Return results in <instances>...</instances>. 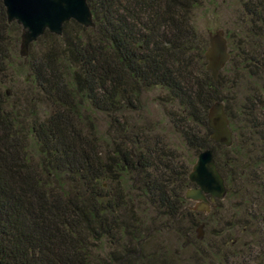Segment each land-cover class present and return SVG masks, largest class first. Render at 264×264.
Listing matches in <instances>:
<instances>
[{
	"label": "trees",
	"instance_id": "trees-1",
	"mask_svg": "<svg viewBox=\"0 0 264 264\" xmlns=\"http://www.w3.org/2000/svg\"><path fill=\"white\" fill-rule=\"evenodd\" d=\"M86 2L94 27L70 21L60 37L45 32L31 44L40 48L22 68L31 88L10 104L1 86L21 27L7 23L0 0V264H162L147 243L167 233L186 238L195 225L184 193L206 150L242 201L240 237L211 245L217 261L231 264L235 253L237 264H262L264 97L253 89L235 114L222 97V71L216 83L205 71L207 41L194 24L201 1ZM258 4L239 50L259 44ZM215 102L225 103L230 148L210 140ZM227 218L239 220L233 209ZM240 238L246 244L237 249Z\"/></svg>",
	"mask_w": 264,
	"mask_h": 264
},
{
	"label": "rangeland",
	"instance_id": "rangeland-1",
	"mask_svg": "<svg viewBox=\"0 0 264 264\" xmlns=\"http://www.w3.org/2000/svg\"><path fill=\"white\" fill-rule=\"evenodd\" d=\"M200 1V6L194 11V24L198 34H201V36L207 41V34L209 32L222 30L225 34V38L227 39L229 50L231 45L235 44L236 37L239 38L240 36H234V34L237 32L236 29L244 22L243 15L245 12H247V10H251L254 4L258 2H261V4H258V10L260 11L259 15L264 24V0ZM18 50L19 46L17 48V58H13L11 60L10 71L8 70L6 78L3 80L4 82L1 86V93L7 92V97L10 98V104L14 102V99L18 96L19 92L24 91L27 88H31V86L25 85V83L29 81L30 76L29 73H26V71L22 69L23 66L26 65V59L19 57ZM39 51L40 48L38 46H34L28 50V54L36 57ZM225 70L227 71V68ZM226 71L222 70L221 72L222 87L220 89V93L227 103L228 100L231 101V103H229V107H231V109L238 107V105H245L248 101L247 95L250 93V91L252 93L253 89L261 87L263 84L257 81L248 82L246 78L239 77L240 75L238 73L229 75ZM222 103L223 105L225 104L224 102ZM254 108L255 107H253V109ZM15 110L19 112L18 107H16ZM234 110L235 109H233V112L235 114ZM149 111L151 112L152 117L155 116V110L153 106H150ZM37 113L41 114L39 108L37 109ZM259 119L264 120V116L261 117L260 115ZM176 141L177 140L171 139V142ZM181 151L185 152L183 149H181ZM189 154L190 153H188V156L190 157ZM223 172L225 174L226 170ZM220 175L222 176L221 173ZM234 186H240L239 195H242L246 190V187H243L241 183L236 182L234 183ZM225 187L227 196L222 202H219L218 205L220 209V211H218V213H220L219 218L222 220L216 221L217 214L215 212L210 214L208 217H205V215L198 216L194 214L193 218L195 220V225L192 227V229H188L186 238L175 236L174 233H167L155 241H149L147 243L146 250L150 252V254H153L156 258L162 259V264H223L222 262L217 261L215 248L213 246L211 247V245L216 241L220 245L219 240L224 239L225 241V238L228 241L229 239H238L240 234L238 233L237 226H239V224H241L240 222L243 221V219L240 218V207L242 206V201L234 197L232 194L234 192L232 187L230 189L233 192L228 189L226 183ZM193 206L194 204L188 201V208L190 211ZM232 209L236 213L237 217H239L237 222L233 220L234 218H227V215L229 216V214H232ZM201 224H204V227L200 229L199 227ZM211 235H215L217 238H211ZM198 236H200V238H197ZM244 241H246L244 238H240L238 240V244L236 246L237 249H239L238 247L240 245L245 243ZM201 249H203V252L198 253V255L197 250ZM233 249L236 251L235 248ZM217 252L219 257L225 256L223 249L220 252ZM233 255H235V253H231L230 256L227 257L231 264L235 263V258L233 257L236 255ZM236 258L240 260V255H237ZM239 260L237 262H239ZM237 262L235 264H237ZM262 264H264V262Z\"/></svg>",
	"mask_w": 264,
	"mask_h": 264
},
{
	"label": "water",
	"instance_id": "water-1",
	"mask_svg": "<svg viewBox=\"0 0 264 264\" xmlns=\"http://www.w3.org/2000/svg\"><path fill=\"white\" fill-rule=\"evenodd\" d=\"M7 23L21 27L18 54L22 59L28 56L29 46L45 32L54 36L62 35L63 25L73 21L84 28L94 27L92 14L86 0H1ZM229 55L224 32L217 30L207 34L204 53L205 71L214 83L224 69ZM207 128L210 140L221 147L232 146V132L221 102L213 103L207 112ZM193 185L184 193L186 201L194 203L191 211L209 215L216 202H222L227 191L223 177L217 170L211 150L200 152L188 174ZM201 225L199 228L201 229ZM197 238H200L198 236Z\"/></svg>",
	"mask_w": 264,
	"mask_h": 264
},
{
	"label": "flooded vegetation",
	"instance_id": "flooded-vegetation-1",
	"mask_svg": "<svg viewBox=\"0 0 264 264\" xmlns=\"http://www.w3.org/2000/svg\"><path fill=\"white\" fill-rule=\"evenodd\" d=\"M261 4V2H258ZM254 9V8H253ZM250 12L247 10L245 14L243 15V24L236 29V34L234 36H239L245 40H247L250 30H249V24L251 22L250 19ZM246 27H245V26ZM246 36V37H245ZM225 38V34H224ZM259 38V44L256 43H246L241 46V50L238 49L237 41L239 40L236 37L235 44L231 45L230 50L228 49V42L227 39V52L229 55L228 61L224 68H227V74L234 75L235 73H238L239 77H244L246 80L254 81V82H260L263 83L261 87H258L259 93L261 94V97H264V24L262 28H260V34L258 35ZM264 112V111H263ZM263 131H264V126ZM231 130V129H230ZM232 132V131H231ZM261 151H263V155L260 156L261 160L264 162V138L259 141ZM232 145H233V133H232ZM264 164V163H263ZM263 172L260 173V180L258 181L259 189L261 190V202L264 203V165L262 167ZM194 186L192 185L191 188ZM219 202H216L212 206V210H214L217 207V204ZM194 204V203H193ZM211 210V211H212ZM198 216L204 215L201 212H195ZM210 215V214H209ZM209 215H205V217H208ZM204 227V224H201ZM200 225V226H201Z\"/></svg>",
	"mask_w": 264,
	"mask_h": 264
}]
</instances>
